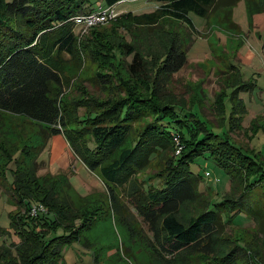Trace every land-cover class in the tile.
<instances>
[{"label":"trees","instance_id":"obj_1","mask_svg":"<svg viewBox=\"0 0 264 264\" xmlns=\"http://www.w3.org/2000/svg\"><path fill=\"white\" fill-rule=\"evenodd\" d=\"M101 1L111 6L124 0ZM154 1L158 6L150 12L119 13L108 22L149 26L164 16H171L194 27L190 12L206 19L210 13L219 12L225 29L239 31V25L231 18L232 6L239 0ZM97 2L0 0V111L38 124L39 137L37 143L24 142L15 150L2 173L6 181V172L10 170L9 199L19 205L22 213L14 218L10 214V226L19 243L0 245L1 264H8L14 257L26 264L23 260L30 243L34 244V254L27 264L51 261L61 255L64 245L77 241L81 230L93 219L92 209L75 207L68 195L64 194L61 199L53 191L58 179V183L63 182L60 178L66 180L65 188L70 190L64 176L37 174V155L55 134L64 136L73 154L89 171L98 172L106 197L113 205H116L113 187L129 185L128 200L153 232L151 244L158 255L171 257L178 264H189L193 257L211 256L219 246L224 224L232 222L240 211L258 221L264 232V206L253 192V187L264 181L261 162L226 135L205 126L192 109L194 103L186 109L175 101L161 100L160 103L156 97L159 90L163 91L168 77L187 63L186 46L170 41L166 50L157 56L151 75L142 80L143 58L130 44L123 43L125 53L130 55L127 71L136 78L139 88L127 86L124 96L106 101L81 98L64 102L61 99L67 77L61 73L59 62L63 53L73 56L79 43V34L74 31L77 25L71 18L90 12ZM245 3L251 16L264 13V5L259 0H245ZM220 95L215 93L211 104L218 124L224 111ZM80 108L84 110L82 117L78 113ZM147 113H151L150 119L136 138L129 141L132 126ZM175 134L180 146L178 153ZM160 152L170 156L165 161L163 175L157 173L153 178L159 185H150L144 191L136 183L134 174L147 167ZM205 153L230 176L231 190L240 186L243 190L234 200L225 194L217 201L210 197L202 210L182 220L179 216L182 207L197 202L199 196L201 176L191 171L190 164ZM27 159L30 162L26 163ZM57 191L62 192L58 187ZM37 202L45 208V213L37 210L32 215L29 211L32 205L39 206ZM225 204L227 210L220 211V205ZM4 232L0 227V233ZM237 247L242 248L239 244ZM233 255L230 250L223 260L229 263ZM260 260L264 264L263 255Z\"/></svg>","mask_w":264,"mask_h":264},{"label":"rangeland","instance_id":"obj_2","mask_svg":"<svg viewBox=\"0 0 264 264\" xmlns=\"http://www.w3.org/2000/svg\"><path fill=\"white\" fill-rule=\"evenodd\" d=\"M97 3L105 6L101 0ZM259 3L264 5V0H259ZM157 6L154 0H124L115 4L118 14L150 12ZM219 14L210 13L206 19L190 12L195 28L171 16H164L149 26L110 21L83 34L76 26L74 31L79 34L77 52L73 56L63 53L59 62L61 73L67 77L61 99L67 102L81 98L93 101L121 98L127 86L139 88L136 78L127 71L130 55L125 53L122 44H130L143 58L145 71L141 79L144 80L151 75L157 56L166 50L170 41H174L187 47V63L168 77L163 91L159 90L156 96L159 102L175 101L186 109L194 103L192 109L203 119L205 126L229 137L264 167V13L257 12L251 16L245 0H239L232 6L231 13L239 31L225 29ZM120 50L121 53L118 52ZM215 93L221 94L224 109L219 124L211 107ZM78 113L84 116L82 108ZM150 117L151 113H147L132 126L129 141L136 138ZM37 132L38 124L0 111V227L5 229L0 233V245L19 243L10 226V214L14 218V215L22 213L19 205L9 199L11 172L9 169L6 172V181L2 173L7 160L24 142L37 143ZM169 156L165 152L158 153L147 167L134 174L136 183L144 191L148 187L150 189V185H159L153 178L157 173L163 175ZM25 162L30 161L27 159ZM36 168L40 175L64 176L70 183V190H66L64 178H60L61 184L58 179L53 186L58 198L68 195L75 207L92 209L95 213L88 227L81 230L77 241L64 245L57 258L38 264H178L170 260L171 257L155 253L151 244L153 232L128 200L129 185L113 187L116 199V205H113L106 197L98 172L89 171L83 165L62 134H55L47 140L37 155ZM190 168L201 176L199 196L197 202L182 207L179 213L182 220L202 210L210 197L217 201L225 194L234 200L243 190L242 186L237 190L230 189V176L209 153L198 156ZM57 187L62 192H58ZM253 192L264 206V181L255 185ZM227 207L225 204L219 208L223 212ZM37 210L45 213L43 206L40 209L37 206ZM247 216L241 211L237 213L232 222L224 224L215 253L205 258L193 257L189 264H262V225ZM230 250L234 255L226 263L223 257ZM32 254L34 244L30 243L23 262L27 264ZM15 263L21 264V260L14 257L8 261V264Z\"/></svg>","mask_w":264,"mask_h":264},{"label":"built area","instance_id":"obj_3","mask_svg":"<svg viewBox=\"0 0 264 264\" xmlns=\"http://www.w3.org/2000/svg\"><path fill=\"white\" fill-rule=\"evenodd\" d=\"M94 8L88 13H80L73 16L71 19L74 21L75 25L80 28L81 33H85L88 28L107 23L109 20L114 19L118 12L115 8V5L111 6H102L99 3L94 4ZM174 141L177 145L176 153L179 152L180 146L178 142V136L174 135ZM208 176L209 172H205ZM41 205L38 206L40 209ZM42 209V208H41ZM37 211V206H32L30 214L34 215Z\"/></svg>","mask_w":264,"mask_h":264},{"label":"crops","instance_id":"obj_4","mask_svg":"<svg viewBox=\"0 0 264 264\" xmlns=\"http://www.w3.org/2000/svg\"><path fill=\"white\" fill-rule=\"evenodd\" d=\"M262 47H263V45H262ZM264 48V47H263Z\"/></svg>","mask_w":264,"mask_h":264}]
</instances>
